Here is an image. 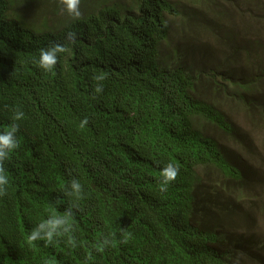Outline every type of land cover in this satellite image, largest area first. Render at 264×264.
Segmentation results:
<instances>
[{"label":"trees","instance_id":"16d2710c","mask_svg":"<svg viewBox=\"0 0 264 264\" xmlns=\"http://www.w3.org/2000/svg\"><path fill=\"white\" fill-rule=\"evenodd\" d=\"M79 11L0 0V135L23 113L3 162L0 264H264V193L252 187L264 176V40L249 32L264 28V0H80ZM54 43L67 50L44 72L36 61ZM169 163L179 175L160 192ZM73 179L80 198L66 195ZM69 209L66 233L28 243Z\"/></svg>","mask_w":264,"mask_h":264},{"label":"clouds","instance_id":"9594fccd","mask_svg":"<svg viewBox=\"0 0 264 264\" xmlns=\"http://www.w3.org/2000/svg\"><path fill=\"white\" fill-rule=\"evenodd\" d=\"M58 5L61 6L62 13H67L72 18H79L81 13L79 11L80 0H57ZM65 39L68 42L75 41V34L68 32ZM67 49L65 45L54 43L49 48L41 49L39 59L36 61V66L44 72H51L54 66L57 64V56L60 53L65 52ZM97 80H103L104 76L96 77ZM102 86L95 88L96 93L102 92ZM23 118V113L17 111L13 116L14 123L10 125L7 131L0 135V196H4L7 193L8 175L5 171L3 162L8 159L9 154L19 147L18 139L16 138V132L19 130V125L15 123ZM88 123L87 119L81 121L80 127H84ZM179 175V168L173 164H167L160 172L161 182L159 184L160 192H167L168 186L173 182ZM71 191H67L66 195L80 198L81 195V184L79 181L73 179L70 182ZM71 209L63 214L49 217L47 221H43L38 227L34 228L27 237L29 244H34L37 240H43L46 245L51 244L54 237H59L68 231L70 226L69 220L71 219ZM123 231V230H122ZM131 238V233H126L125 239L121 243H127L128 239ZM112 241L105 239L102 243L96 245L98 252L104 251ZM68 244L73 245V240L68 239Z\"/></svg>","mask_w":264,"mask_h":264},{"label":"rangeland","instance_id":"374dc122","mask_svg":"<svg viewBox=\"0 0 264 264\" xmlns=\"http://www.w3.org/2000/svg\"><path fill=\"white\" fill-rule=\"evenodd\" d=\"M242 32H244V31L242 30ZM249 32H250V38H253L254 33H255V34H257V36L262 37L264 40V28H261V27L254 25V27H252L251 30L249 29ZM207 56H208V50L204 54L205 60L202 62L206 61ZM255 143H258V141H256ZM255 163H257V162H255ZM262 163L264 164V162H262ZM249 186H251V185H249ZM252 187H254V189L256 191H258V189H260L264 193V176L260 177V179H258L256 181L255 186H252Z\"/></svg>","mask_w":264,"mask_h":264}]
</instances>
